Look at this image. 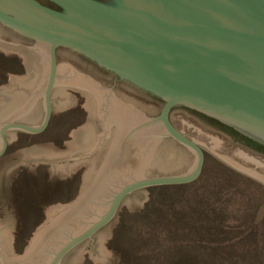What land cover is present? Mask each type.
<instances>
[{"label": "rangeland", "instance_id": "374dc122", "mask_svg": "<svg viewBox=\"0 0 264 264\" xmlns=\"http://www.w3.org/2000/svg\"><path fill=\"white\" fill-rule=\"evenodd\" d=\"M4 32L0 30V124L16 119L37 125L44 113L42 49L20 44ZM57 65L46 128L6 133L0 157V253L6 257L21 254L38 227L74 200L104 164L102 171L106 169L111 145L120 141L114 125L105 127L102 121L106 98L131 105L134 125L159 110L157 103L112 88L80 69L62 50ZM78 76L97 84L103 95L100 107L92 92L70 82ZM171 120L203 148L200 176L129 193L114 217L59 264H264V156L184 110L174 109ZM159 128L147 126L136 140L144 155L150 152L143 174L187 172L193 153L172 139H159L149 151Z\"/></svg>", "mask_w": 264, "mask_h": 264}, {"label": "water", "instance_id": "95a60500", "mask_svg": "<svg viewBox=\"0 0 264 264\" xmlns=\"http://www.w3.org/2000/svg\"><path fill=\"white\" fill-rule=\"evenodd\" d=\"M51 1L58 8L37 0H0V30L39 46L45 73L42 120L37 125L3 121L0 157L8 130L39 133L48 125L58 76L57 53L67 49L159 105L151 118L136 122L133 138L139 142L147 126L160 127L150 138L154 139L151 148L167 137L189 149L194 161L187 172L172 175H145L144 169L125 166L109 177L108 169L100 175V168L94 184L44 221L21 254L0 253L2 264H59L114 217L129 193L196 180L204 150L173 124L174 109L210 116L264 144V0ZM44 238L46 243L32 248ZM29 256L34 262L28 261Z\"/></svg>", "mask_w": 264, "mask_h": 264}, {"label": "bare ground", "instance_id": "6f19581e", "mask_svg": "<svg viewBox=\"0 0 264 264\" xmlns=\"http://www.w3.org/2000/svg\"><path fill=\"white\" fill-rule=\"evenodd\" d=\"M39 47V46H37ZM40 48V47H39ZM41 49V48H40ZM73 84L79 85L82 88H85L89 92H92L94 95L93 97L97 100V103H99V107L101 106V102L103 99L102 93L97 89V84H95L93 81L89 79L82 78L81 76H78V78H72V81H70ZM111 96V95H110ZM109 96V97H110ZM106 98L104 109V116H102V121L105 122V127H107V123L109 125L113 124L115 129V133L117 134V141H119V145L117 146V142L113 143L111 146V153L109 158V164L107 165L106 169H109L107 171H113L116 174H119V171L121 168H131L132 170L139 169L140 171L143 170L147 165V156L143 154L144 149L139 146L138 143H136L137 138H133L131 135L132 130L135 128V117H134V110L131 108V105L121 102L118 100L115 96L112 98ZM131 125H134V127H131ZM112 127V126H111ZM131 128V129H130ZM122 133H126L121 135ZM121 135V136H120ZM143 138V137H142ZM131 141L133 142L134 146L131 144ZM154 139H151V143L153 144ZM110 146V147H111ZM152 148L149 149L151 151ZM105 164L101 168V172L104 169ZM104 172V171H103ZM108 172V173H109ZM101 174V173H100ZM109 177H112V175H108ZM96 182V181H95ZM94 184V182H93ZM92 184V185H93ZM97 209V208H96ZM66 221V218L61 219L60 222L63 223ZM45 239V238H44ZM40 240L39 242L36 241L35 245L32 247L36 248L37 245L41 247L43 243H46L45 240ZM42 242V243H41ZM39 243H41L39 245ZM49 243V242H48ZM51 243V241H50ZM31 248V250H32ZM44 248H42L43 250ZM31 257L33 256L32 252L30 251ZM36 255V253L34 254ZM29 256L28 261L34 262L33 259Z\"/></svg>", "mask_w": 264, "mask_h": 264}, {"label": "flooded vegetation", "instance_id": "af4514ba", "mask_svg": "<svg viewBox=\"0 0 264 264\" xmlns=\"http://www.w3.org/2000/svg\"><path fill=\"white\" fill-rule=\"evenodd\" d=\"M37 1H39L40 3L45 4L47 6H50L52 8H58V5H56L51 0H37ZM98 1L105 2V3H112L113 2V0H98ZM11 38L18 41L20 44L24 43V42L27 43L23 39L15 38L13 36H11ZM27 44H30V43H27ZM32 47H33V45H32ZM61 50L63 51V56L72 60V62L77 67H79L80 69H82L84 71L90 72L94 77H96L102 81L109 82V84L112 86V88L119 87V88H122L129 93H133L137 96H140V97L148 100L146 97L134 92L128 86L121 83L119 80H117L115 78V76L113 74H111V73H109L103 69L98 68L90 60H88L86 58L84 59L83 57H80V56H77V55L71 53L67 49H61ZM57 56H58V53H57ZM82 78H84V77H82ZM186 111L188 113H190L195 119L201 120L202 122H204V123L208 124L209 126H211L212 128H214L219 134H221L225 138H229V140L232 141L233 143L243 145L245 148L250 149L251 151H253L257 154L264 156V144L263 143L249 137L248 135L237 130L236 128H234L230 125H227V124H225V123H223V122H221L215 118H212L210 116L204 115L202 113H199V112L191 110V109H187ZM18 130H20V129H18Z\"/></svg>", "mask_w": 264, "mask_h": 264}]
</instances>
